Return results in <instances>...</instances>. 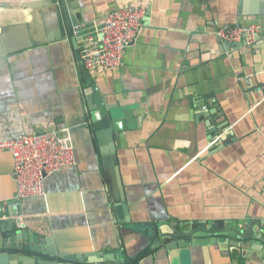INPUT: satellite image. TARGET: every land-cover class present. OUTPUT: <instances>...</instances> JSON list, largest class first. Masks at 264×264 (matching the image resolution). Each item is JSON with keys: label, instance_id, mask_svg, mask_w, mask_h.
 <instances>
[{"label": "crops", "instance_id": "crops-1", "mask_svg": "<svg viewBox=\"0 0 264 264\" xmlns=\"http://www.w3.org/2000/svg\"><path fill=\"white\" fill-rule=\"evenodd\" d=\"M9 1L18 0H0V35L11 26L29 31L1 36L19 50L0 53V140L69 127L75 165L45 177L44 199L12 209L13 160L0 153V224L19 223L59 256H86L83 264H264V244L221 235L229 221H245L241 231L264 221V15L239 14L240 0H65L75 32L126 6L145 10L122 66L91 74L104 105L135 123L114 138L129 216L119 224L105 156L82 128L92 96L70 37L37 28L33 7ZM253 23L261 26L254 45L228 49L215 35ZM168 223L182 232L221 228L206 245L150 250L172 233Z\"/></svg>", "mask_w": 264, "mask_h": 264}, {"label": "water", "instance_id": "water-1", "mask_svg": "<svg viewBox=\"0 0 264 264\" xmlns=\"http://www.w3.org/2000/svg\"><path fill=\"white\" fill-rule=\"evenodd\" d=\"M9 4L21 7H33L32 14L37 28H41L42 25L47 31L50 28L52 31L57 32V35L64 29L67 31L72 43L77 71L87 86L84 94L92 96L91 99H86L89 112L85 116L83 121L84 126L82 128L86 127L89 129L93 141L98 147L99 154L105 156V159L101 160V164L104 166L105 174L110 182L112 197L115 200L112 207L114 217L119 224L127 223L129 221L128 203L124 197L121 184L114 138L119 131L126 128H133L135 123L132 118V113L125 112L124 117H120L117 115L118 112H112V108H107L104 105V101L97 87L91 84V74L86 71L83 65L75 38L77 23L70 14L65 0H18L17 2L14 1ZM238 13L241 15H264V0H240ZM28 28L26 25L8 27L6 29L8 33L5 34V32L0 35V44L4 43V39H9L10 36L12 37L14 33L28 32ZM3 35L6 38L2 39L1 36ZM223 43L228 49L242 45V43L238 44L227 41H223ZM4 44L7 49L1 50L0 53L4 52L3 54L8 53L9 55L11 53L10 50L13 52L19 50L14 45ZM26 45H29V43ZM22 46H25V44ZM64 128L68 129L71 135V129L69 127ZM226 224L229 226L224 228V232L221 235L226 236L227 239L240 240L243 238H254L260 244H264V221H256L250 227H245L244 232L241 231L240 227L245 224V221H229ZM167 227L172 230V233L162 234L160 238H156L151 243L150 250L163 248L166 254L170 255L178 249H189L194 246L206 245L209 242L207 236L212 232L218 231L221 228V224L210 223L208 226L201 225L196 230L190 228L189 232L180 231L176 223H168ZM0 230V264H83L86 261V256H59L57 251L52 248L53 245L50 242L44 243L42 236L27 230L19 223L0 224ZM227 230H230V232ZM165 237L171 238V240H162ZM116 261V264H127L121 260Z\"/></svg>", "mask_w": 264, "mask_h": 264}, {"label": "built area", "instance_id": "built-area-1", "mask_svg": "<svg viewBox=\"0 0 264 264\" xmlns=\"http://www.w3.org/2000/svg\"><path fill=\"white\" fill-rule=\"evenodd\" d=\"M2 8V7H1ZM144 9L126 6L106 15L92 31L75 32L83 65L90 74L108 75L123 64L125 50L137 38ZM261 26L235 25L215 31L221 41L243 42L254 45ZM9 152L13 160L12 178L16 185L15 194L8 204L19 209L29 198H45V177L66 166L75 165L73 145L69 130L49 129L21 137L18 140H0V153Z\"/></svg>", "mask_w": 264, "mask_h": 264}]
</instances>
